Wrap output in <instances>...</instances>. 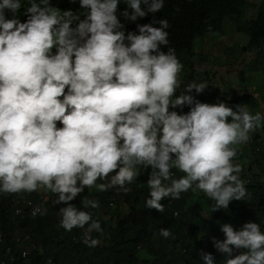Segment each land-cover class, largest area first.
I'll return each mask as SVG.
<instances>
[{
	"label": "clouds",
	"instance_id": "1",
	"mask_svg": "<svg viewBox=\"0 0 264 264\" xmlns=\"http://www.w3.org/2000/svg\"><path fill=\"white\" fill-rule=\"evenodd\" d=\"M121 2L79 0L73 11L53 6L52 0H0V194H16L15 214H22L25 205L32 217L47 216L51 196L36 204L24 193L55 194L53 204L66 205L58 211L59 227L85 229L88 247L100 243L91 232L103 234L101 222L87 210L99 208V200L82 199L84 210L72 201L93 188L128 194L147 169L149 210L163 213L167 203L189 190L213 200V212L250 200L247 187L254 179L246 186L243 165L235 161L252 134L264 128V113L221 102L236 99L246 93L243 89L215 104L190 94H202L208 83L181 81L184 64L169 46L168 19L126 32L121 15L135 22L163 10L166 0H123L127 8L122 13ZM22 7L25 21L18 18ZM248 43L243 52L251 50ZM185 106L188 112L176 111ZM24 200L35 207L31 210ZM240 226L224 223L225 239L213 238L215 248L227 256L225 264H264V223ZM14 235L18 246L31 243L29 234ZM159 235L175 239L168 228ZM33 248L24 250L27 256ZM234 249L242 251L233 255ZM201 259L216 264L211 253L201 251Z\"/></svg>",
	"mask_w": 264,
	"mask_h": 264
},
{
	"label": "trees",
	"instance_id": "2",
	"mask_svg": "<svg viewBox=\"0 0 264 264\" xmlns=\"http://www.w3.org/2000/svg\"><path fill=\"white\" fill-rule=\"evenodd\" d=\"M52 4L62 10L76 11L79 9V0L76 3H71L70 0H52ZM126 8L127 5L122 0L119 5L120 12L122 13ZM251 9L254 14L248 20L247 15ZM7 15L9 18L12 17L11 13ZM18 18L21 21L27 19L23 7ZM120 18L125 24L126 32H138V24L152 23L160 19L169 20L171 25L168 29L171 42L169 46L175 49L178 58L184 64L187 73L181 72L180 74V79L182 77L186 81L184 84L189 81H199L198 74L202 75L201 79L207 78L209 83V71L195 68L197 62H206L208 56L206 53L198 52L194 43L195 40H202L207 35L221 33L227 20L232 22L235 32L249 37L247 49L250 48L254 53L251 68L254 70L259 63H262L264 69V0L261 2L252 0H166L163 10L155 14L149 13L135 22L126 21L122 15ZM153 26L159 27L160 25L155 23ZM162 50L167 52L168 47H162ZM245 80L246 78L242 77L240 81ZM209 89L211 93H214L212 87L209 86ZM179 94L180 91L177 92V95ZM190 94L200 102H205L194 90ZM221 102H226L232 107L237 104L256 106L255 97L251 93L240 94L233 100L222 99ZM189 110L188 106H185L183 110L176 109L181 114ZM253 181L251 180V185L247 187L252 197L250 200L233 201L228 209H219L215 212L212 211L213 200L210 201L205 197L195 200V193L191 190L183 193L181 199L167 203L165 211L160 213L145 207V201L149 196L147 184L140 186L135 182L130 185L132 191L128 194L118 193L115 189L107 192H99L95 189L94 193L86 189L72 203L82 209V199L94 196L99 200V208L87 210L93 214L94 219L101 222L103 228V234L93 231L90 237L101 240V237L107 233L100 247H88L83 243L85 229L76 228L69 232L59 227L58 211L66 205H54L55 194L50 193L51 200L46 201L47 216L38 217H32L30 209L25 205H23L22 214H15L14 197L16 194H0V232L3 237L0 242V260L5 259V264H204L201 259V251H203L213 254L216 264H225L226 254L220 253L213 242V238L225 239L221 225L233 224L235 221L233 215L236 213H241L247 222H257L260 225L264 223V186ZM41 191L24 194L28 200L32 199L34 203L40 204L45 202V194ZM109 199L113 202L122 199L128 211L118 212L116 216L118 224L107 228L103 216L110 213ZM165 202L166 200L162 201L164 204ZM206 205L210 210L208 216L204 215ZM87 227L86 225L85 228ZM240 227L242 226H236L237 229ZM161 228L170 229L175 239L162 238L159 235ZM16 231L20 234H29L31 243L18 246L14 240ZM132 235L134 237H131ZM187 235L190 238L182 242L183 237L187 238ZM74 236L79 238L78 243L74 242ZM6 247L11 248L9 252H6ZM31 247L35 248L31 249L26 258L22 257L21 251ZM188 249H193V255H189ZM241 251L234 249L233 255ZM9 255H14L15 262L7 260Z\"/></svg>",
	"mask_w": 264,
	"mask_h": 264
},
{
	"label": "rangeland",
	"instance_id": "3",
	"mask_svg": "<svg viewBox=\"0 0 264 264\" xmlns=\"http://www.w3.org/2000/svg\"><path fill=\"white\" fill-rule=\"evenodd\" d=\"M254 2H261L262 0H252ZM254 14L251 9L248 12L247 19ZM232 22L227 20L225 22L224 30L221 33H216L212 35H207L203 40H195L194 46L197 47L198 52L206 53L208 60L206 62L198 63L197 68L209 71V83L207 78L201 79V74H198L199 82L207 81L208 87L202 94H196L205 101L206 103L215 104L218 103L222 97L233 98L242 92H250L256 96L257 105L255 107H250L249 111L252 113L262 112L264 113V71L262 66L259 65L255 70L251 68V61L254 58V54L251 50L244 52L242 49L246 47L247 37L244 34L237 33L232 27ZM244 35V36H243ZM183 74H186V70L183 69ZM245 77L244 83L240 80ZM181 81L186 83V81L181 77ZM243 84V85H241ZM186 85V84H185ZM209 86L212 87L214 93L210 92ZM183 87V85H182ZM179 91V90H178ZM260 149V150H259ZM258 151L257 154H254ZM264 128L257 130L252 134L251 141L242 146V154L236 159L235 162L243 165L244 171L241 173V178L245 180L246 186L248 185V180L254 179L256 181H261V173L264 169ZM260 160V161H259ZM259 161V162H258ZM150 169L142 171L141 175L138 177L139 185L146 184L149 179ZM95 188L91 189V193H94ZM46 195L47 199L50 197V193L44 190L41 191ZM206 195L202 192L197 191L194 195L195 200H201ZM94 196L88 197V199H93ZM141 207V205H139ZM206 212L204 215H209V210L205 207ZM127 205L122 201V199H117L113 206H111L110 213L103 216V220L107 223V228L109 226L115 227L117 223V213L127 212ZM233 225L240 226L247 221L243 219L241 213H236L233 215ZM106 234L101 237L99 247L103 244L102 240L106 237ZM131 237H134L133 235ZM190 237L187 235L183 237L182 242H186ZM181 249V247H179ZM144 249L142 253L144 254ZM189 255H193V249H188ZM142 255V254H141Z\"/></svg>",
	"mask_w": 264,
	"mask_h": 264
},
{
	"label": "built area",
	"instance_id": "4",
	"mask_svg": "<svg viewBox=\"0 0 264 264\" xmlns=\"http://www.w3.org/2000/svg\"><path fill=\"white\" fill-rule=\"evenodd\" d=\"M24 201H25V200H24ZM25 202H26V201H25ZM26 203H27V202H26ZM27 204H28L29 207H31V210L35 207V206L33 205L32 201H31V202H28ZM21 210H22V209H21L20 207H18V208L16 209V212H17V213H20ZM22 239H23L24 241H27V240H29V237L27 236V237H24V238H22ZM22 239H21L20 237H17V238H16V241L20 243V242L22 241ZM10 249H11V248L6 247V252H9ZM27 254H28L27 251H24V250L22 251V256L26 257ZM7 260H8L9 262H13V261L15 260L14 255H9V257H8ZM5 261H6L5 259H1V260H0V264H5ZM14 262H15V261H14Z\"/></svg>",
	"mask_w": 264,
	"mask_h": 264
}]
</instances>
